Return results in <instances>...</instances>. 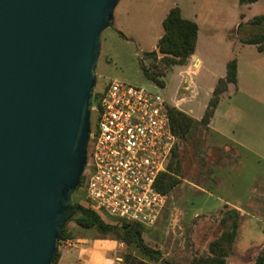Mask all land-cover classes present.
Segmentation results:
<instances>
[{
    "label": "water",
    "instance_id": "1",
    "mask_svg": "<svg viewBox=\"0 0 264 264\" xmlns=\"http://www.w3.org/2000/svg\"><path fill=\"white\" fill-rule=\"evenodd\" d=\"M119 0H0V264H52ZM161 55V54H160Z\"/></svg>",
    "mask_w": 264,
    "mask_h": 264
},
{
    "label": "rangeland",
    "instance_id": "2",
    "mask_svg": "<svg viewBox=\"0 0 264 264\" xmlns=\"http://www.w3.org/2000/svg\"><path fill=\"white\" fill-rule=\"evenodd\" d=\"M128 0H119L114 12L120 13ZM229 10V9H228ZM113 12V14H114ZM239 9L232 7L227 18L217 24L220 29L207 40L199 42L198 51L203 59L202 68L191 75L193 81L192 97L182 103L180 98L186 94L183 83L177 88L179 81L178 67H169L163 77L164 86L159 87L147 79L141 71L139 60L143 53L151 50L155 44L154 37L131 39L116 29V22L105 28L101 35L100 52L95 69L96 83L93 93L100 92L112 80L123 81L134 86H144L158 92L169 106L185 110L189 113L200 111L206 103L207 91L214 76L225 68V61L236 58L240 64L239 85L255 94L263 93L264 78L251 79L246 59L259 53L248 46L237 44L238 38L251 36L258 26L241 25L237 29ZM148 28V26H147ZM161 31V25L158 26ZM261 55V54H260ZM149 66L151 59L143 60ZM264 64V59L260 61ZM254 80V82H253ZM256 80L258 83H256ZM231 100V99H230ZM229 99H224L220 107L221 114L231 112ZM264 101V100H263ZM233 113V110H232ZM258 119L232 117L236 134L248 123L250 132L258 131V135L249 133L248 140L254 145L264 144V103L258 108ZM93 113L91 114V125ZM250 136V137H249ZM256 141V142H255ZM175 157L169 158L172 165L177 163L179 182L167 193L166 202L160 214L151 226H144L142 237L144 242L161 252L162 259L173 263H186L208 252V244L225 228L220 221L224 205L241 209L238 218L234 241L225 257V264H253L256 256L264 250V151L259 153L239 150L231 146L218 147L202 128L193 129L184 138L176 137ZM86 170V168H85ZM217 182V186L216 183ZM74 201H82L84 193L78 188L73 194ZM104 219L107 216L101 213ZM72 238L79 232L95 233L94 229H86L69 221L65 227ZM112 239L111 237H104ZM71 239V238H70ZM114 240V239H112ZM64 239L58 244L62 249ZM73 241V240H72ZM70 241V242H72ZM119 247L106 257L105 264H161L149 260L132 244L119 242ZM98 247V246H97Z\"/></svg>",
    "mask_w": 264,
    "mask_h": 264
},
{
    "label": "built area",
    "instance_id": "3",
    "mask_svg": "<svg viewBox=\"0 0 264 264\" xmlns=\"http://www.w3.org/2000/svg\"><path fill=\"white\" fill-rule=\"evenodd\" d=\"M85 206L151 226L166 202L155 180L175 146L167 101L156 91L112 80L92 95Z\"/></svg>",
    "mask_w": 264,
    "mask_h": 264
},
{
    "label": "crops",
    "instance_id": "4",
    "mask_svg": "<svg viewBox=\"0 0 264 264\" xmlns=\"http://www.w3.org/2000/svg\"><path fill=\"white\" fill-rule=\"evenodd\" d=\"M173 6H177L180 9V14L183 18L193 20L197 24L194 53L188 58L187 64L181 66L174 65L178 67L179 81L177 83V88L183 83L185 85H183L182 88L187 90L186 94L179 100V103H182L194 95V83L191 80V75L197 74L203 65V59L198 51L200 40H207L212 34L217 32V30L220 29L217 27V24L222 23V21L227 18L228 11L234 6L239 9L237 20L239 23L235 24L237 25V29H239L241 25L250 26L249 21L252 17L264 12V0H256L252 3L241 4L238 0H128L125 6L122 7L120 13H116L115 10L112 22H116V29L125 37L131 39H144L148 36L154 37L156 42L151 45V50H153L156 48L157 42L163 33L162 20L169 8ZM160 25L162 28L161 31L158 28ZM241 38L242 37L238 38L237 44L253 48L259 53V55H254L252 58L245 60L244 64L248 67L249 77H251V79L254 78V76L257 77V79H261V77L264 78V64L260 63V61L264 59V50L259 51L256 44L241 42ZM229 60H226L225 64ZM235 60L236 82L229 83L227 89L220 95L207 125L206 132L212 139L213 144L218 147H226L229 145L237 151L244 150L261 154V152L264 151V144L257 145L255 141L256 145H254V142L252 140L249 141L247 137L249 133L258 135L259 132L255 130L250 132L248 123H246V126L242 123L241 126L245 128H242L240 132H244V137L238 136L233 124H231V121L229 122V120H231L230 115L234 118L241 117L242 114L246 117L250 116L258 119V108L264 103V90L261 94H255V91H250L239 85L240 64L238 59L235 58ZM224 75L225 68L214 76V80L207 91L206 103L215 82ZM256 83H258L257 80ZM262 84L264 88V83ZM224 99H231L228 104L230 108L234 107V109H232L233 113L231 110V112L228 111V113L224 115L221 114L220 107ZM206 103L202 106L200 111L194 113L191 108L188 110L189 113L185 110H180L193 119L199 120L204 112ZM215 184L217 186V182ZM228 204L230 203L224 205V209L228 208ZM232 206L234 207L232 209L238 211L240 217L239 209L241 208L234 204H232ZM63 242L62 245L64 247L60 249V256L56 264H105L106 257L111 251L119 247V243L115 240L101 237L96 232L90 234L79 232L75 234L73 238L65 239Z\"/></svg>",
    "mask_w": 264,
    "mask_h": 264
},
{
    "label": "trees",
    "instance_id": "5",
    "mask_svg": "<svg viewBox=\"0 0 264 264\" xmlns=\"http://www.w3.org/2000/svg\"><path fill=\"white\" fill-rule=\"evenodd\" d=\"M238 1L241 4L252 3L256 0ZM263 23L264 12L253 16L249 21L250 26H258V28H261ZM162 28L163 33L157 42L156 48L143 53L139 60V66L144 76L159 87L164 86L163 77L169 67L173 65L181 66L187 64L188 58L194 53L197 35V24L193 20L183 18L180 14V9L177 6L169 8L162 20ZM240 41L247 44H256L259 51L264 50V28L257 29L251 36L241 38ZM146 58L151 59L149 66H146L143 61ZM235 82L236 60L235 58H232L225 64V75L218 78L215 82L204 112L199 120H195L180 109L168 105L169 121L175 136L178 138H184L196 128H202L206 131L220 95L227 89L229 83ZM171 157H175V147L172 149L169 158ZM177 172V163L172 165L168 159L165 171L160 172L155 180V188L161 193H169V191L179 182ZM81 184L82 179H80L76 190ZM106 218H108V220L104 219L100 212L85 206L83 200H75L74 213L67 222L72 221L79 227L94 229L101 237H111L119 242L132 244L149 260L161 264H225V257L230 251L234 241L239 213L232 208L224 209L221 212L220 221L225 228L219 236L208 244L207 254L186 263H173L162 259L161 252L158 249L152 248L144 242L142 237L144 230L143 225L137 222L108 216ZM66 223L60 232L59 243L63 239L72 238L65 229ZM59 256L60 252L57 250L52 264H56ZM127 262V264H131L130 261ZM139 263L146 264L144 262ZM253 264H264V250L256 256Z\"/></svg>",
    "mask_w": 264,
    "mask_h": 264
},
{
    "label": "flooded vegetation",
    "instance_id": "6",
    "mask_svg": "<svg viewBox=\"0 0 264 264\" xmlns=\"http://www.w3.org/2000/svg\"><path fill=\"white\" fill-rule=\"evenodd\" d=\"M88 155V154H87Z\"/></svg>",
    "mask_w": 264,
    "mask_h": 264
}]
</instances>
